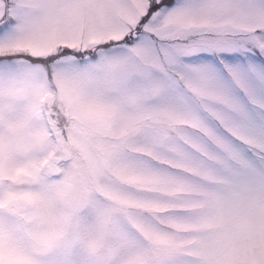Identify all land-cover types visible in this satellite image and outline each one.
I'll return each mask as SVG.
<instances>
[{"label": "snow or ice", "instance_id": "6c2138e0", "mask_svg": "<svg viewBox=\"0 0 264 264\" xmlns=\"http://www.w3.org/2000/svg\"><path fill=\"white\" fill-rule=\"evenodd\" d=\"M0 264H264V0H0Z\"/></svg>", "mask_w": 264, "mask_h": 264}]
</instances>
